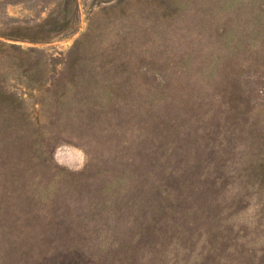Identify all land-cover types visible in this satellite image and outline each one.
Wrapping results in <instances>:
<instances>
[{
	"label": "rangeland",
	"instance_id": "374dc122",
	"mask_svg": "<svg viewBox=\"0 0 264 264\" xmlns=\"http://www.w3.org/2000/svg\"><path fill=\"white\" fill-rule=\"evenodd\" d=\"M0 264H264V0H0Z\"/></svg>",
	"mask_w": 264,
	"mask_h": 264
}]
</instances>
